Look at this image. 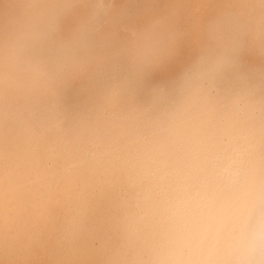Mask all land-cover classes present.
<instances>
[{
	"label": "bare ground",
	"instance_id": "6f19581e",
	"mask_svg": "<svg viewBox=\"0 0 264 264\" xmlns=\"http://www.w3.org/2000/svg\"><path fill=\"white\" fill-rule=\"evenodd\" d=\"M0 264H264V0H0Z\"/></svg>",
	"mask_w": 264,
	"mask_h": 264
},
{
	"label": "clouds",
	"instance_id": "9594fccd",
	"mask_svg": "<svg viewBox=\"0 0 264 264\" xmlns=\"http://www.w3.org/2000/svg\"><path fill=\"white\" fill-rule=\"evenodd\" d=\"M220 131H222V121L218 119L212 125L209 140L211 141L212 137ZM214 148L215 144L210 143V154ZM213 162L218 161L214 159ZM228 223L229 220L224 210V198H221L216 202L208 204L193 203L186 211L164 219L161 226L171 229L176 242H182L190 235L202 238L213 237L220 230L227 227Z\"/></svg>",
	"mask_w": 264,
	"mask_h": 264
}]
</instances>
